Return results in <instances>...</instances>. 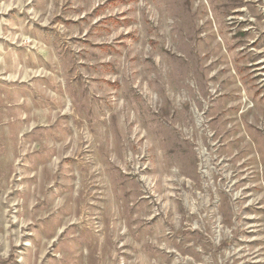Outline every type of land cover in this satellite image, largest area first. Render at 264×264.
I'll list each match as a JSON object with an SVG mask.
<instances>
[{"label":"rangeland","instance_id":"1","mask_svg":"<svg viewBox=\"0 0 264 264\" xmlns=\"http://www.w3.org/2000/svg\"><path fill=\"white\" fill-rule=\"evenodd\" d=\"M0 264H264V0H0Z\"/></svg>","mask_w":264,"mask_h":264}]
</instances>
